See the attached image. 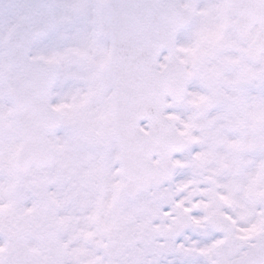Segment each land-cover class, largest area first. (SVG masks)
Returning a JSON list of instances; mask_svg holds the SVG:
<instances>
[{"label":"snow or ice","instance_id":"snow-or-ice-1","mask_svg":"<svg viewBox=\"0 0 264 264\" xmlns=\"http://www.w3.org/2000/svg\"><path fill=\"white\" fill-rule=\"evenodd\" d=\"M0 264H264V0H0Z\"/></svg>","mask_w":264,"mask_h":264}]
</instances>
